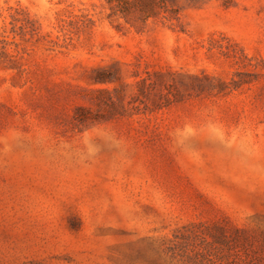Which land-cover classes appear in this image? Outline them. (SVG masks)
<instances>
[{"label": "rangeland", "instance_id": "1", "mask_svg": "<svg viewBox=\"0 0 264 264\" xmlns=\"http://www.w3.org/2000/svg\"><path fill=\"white\" fill-rule=\"evenodd\" d=\"M0 0V264H264V0Z\"/></svg>", "mask_w": 264, "mask_h": 264}, {"label": "trees", "instance_id": "2", "mask_svg": "<svg viewBox=\"0 0 264 264\" xmlns=\"http://www.w3.org/2000/svg\"><path fill=\"white\" fill-rule=\"evenodd\" d=\"M115 15H121L131 24H145L157 17L162 9L167 11L166 0H106Z\"/></svg>", "mask_w": 264, "mask_h": 264}]
</instances>
